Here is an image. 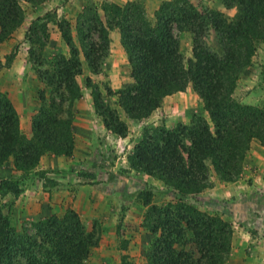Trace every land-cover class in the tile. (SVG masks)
I'll return each mask as SVG.
<instances>
[{
    "label": "trees",
    "instance_id": "16d2710c",
    "mask_svg": "<svg viewBox=\"0 0 264 264\" xmlns=\"http://www.w3.org/2000/svg\"><path fill=\"white\" fill-rule=\"evenodd\" d=\"M22 1L39 4L45 0H0V43L11 38L23 22ZM220 1L225 8H236L231 19L220 10L198 9L182 0H162L152 15L138 0L104 2L101 8L87 4L75 20L76 39L70 22L65 17L57 20L68 55L58 53L51 60L41 55L48 41L50 11L31 21L24 36L43 87L29 138L21 131L13 103L0 91V168L11 158L14 169L21 172L0 177V264H86L99 242L98 232L88 230L72 210L32 220L29 227L18 229L1 198L20 194L22 178L35 169L44 153L71 154V106L82 95L77 82L82 61L90 73L102 72L110 48L109 32L114 28L120 33L131 78L117 90L103 86L104 95L117 97L116 107L106 102L90 76L85 79L93 108L107 130L125 137L129 129L121 111L126 118L148 117L164 96L184 91L188 85L201 99L207 116L194 113L188 123L155 128L133 145L128 156L133 169L161 179L178 195L167 205L147 207L143 225L151 239L145 264L226 263L232 224L201 211L184 197L208 187L212 173L219 180H236L250 142L257 140L264 146V104L243 103L233 96L241 73L264 39V0ZM210 30L216 34L220 51L212 50L206 41ZM180 31L191 34L192 55L186 61L176 33ZM15 54L13 49L4 60L0 57V69L9 66ZM46 173L35 170L37 176L53 182ZM144 201L150 203L149 198Z\"/></svg>",
    "mask_w": 264,
    "mask_h": 264
},
{
    "label": "rangeland",
    "instance_id": "374dc122",
    "mask_svg": "<svg viewBox=\"0 0 264 264\" xmlns=\"http://www.w3.org/2000/svg\"><path fill=\"white\" fill-rule=\"evenodd\" d=\"M74 1L79 4L83 2V0ZM138 1L142 2L148 14L152 15L162 0ZM183 1L198 9L220 10L219 7L222 8L221 6H223L220 0ZM73 2L72 0H60L58 3H61L62 6L58 5L59 10H56L57 7L50 10V15L47 17L48 41L41 52L43 58L51 60L58 53L68 55V49L61 37L57 20L64 18V14L61 18L59 17L62 12L70 13L67 9L72 8ZM104 2L115 1L93 0L83 6L91 4L101 8ZM77 6L80 8L78 11L80 12L83 7ZM220 11L228 19H231L236 12L232 13L226 9ZM100 12H102L101 9ZM77 14L65 17L72 26L71 32L74 39H76L75 20ZM44 15L45 13L37 16ZM25 16L31 18L32 13L29 12ZM36 17H33L31 21ZM13 33L12 39L1 48V52L5 51L7 54L15 49L17 61L12 63L13 65L9 69L3 68L0 71V91L8 94L9 99L16 106L20 115L21 131L24 136L29 138L31 136V119H29L28 113L35 114L40 108L42 101L39 99L38 92L43 85L37 76L33 60L28 56L29 45L25 39V33L18 29ZM176 33L178 34L180 51L186 61L192 55L191 34L188 31ZM206 41L212 50L220 51L213 30H210ZM107 64L111 66V62ZM126 64L128 67L127 60ZM45 66L42 65V68ZM122 66L124 65L122 64ZM126 75L121 76V87L131 81L130 75ZM87 76H90L100 86L104 95L103 86L109 85L108 74L103 70V67L100 74H92L86 63L82 61V73L77 76L82 95L73 101L71 106V112L74 113L73 134L76 132L77 121L75 118L77 116L91 118L92 122L94 121L93 124H90L89 120L86 119L83 122L93 129L94 138L89 135H82L84 140L78 143L79 139L74 134V147L70 155H57L53 152L44 153L43 155L46 156L40 157L35 169L22 178L20 194L15 198L12 194H6L1 200L7 205L12 223L18 229L29 227L30 221L45 216L62 215L69 210L76 212L86 228L88 230L94 228L100 236L98 244L91 249L86 264H145L151 239L148 230L143 225L147 207L149 204L167 205L176 201L178 195H174L175 192L173 193L171 188L161 179L133 169L128 156L132 153L133 145L142 136L149 135L157 127L165 126L164 120L169 118L167 116L169 112L162 113V115L158 114L160 115L157 118L159 122L156 119L149 121L147 117L135 119L134 125L128 126L129 131L125 140L119 139L120 137L115 134L118 139L107 138V133L103 130L102 120L93 108L91 88L85 85ZM233 96L243 103L259 106L264 104V39L258 44L250 64L241 73ZM104 99L112 107H116L117 97L115 95H104ZM186 100L189 104L191 103V109L179 105L178 112H173L174 120L181 118L182 115H187L190 120L194 113L206 116L199 96H192ZM181 101L185 102V99L175 100L172 105H175L174 103L180 104ZM170 105L168 103V106ZM90 111L95 117L90 114ZM120 115L122 119L126 120L122 111ZM99 124H102L103 128ZM127 125L129 124L127 123ZM85 139L93 140V142L88 144ZM12 164L10 158L0 168V177L18 176L21 173L15 170ZM38 166H43V168L37 169ZM40 169L47 170L45 176L52 179L53 182L37 176L35 170ZM263 172L264 146L257 140H252L246 152L241 172L237 177V183L232 184V181L219 180L212 173L208 187L199 193L186 195L184 200L194 204L205 213L220 216L217 211L204 205V197L217 195L222 203L239 200L244 194L257 187L255 177H259L257 180V182L260 181L259 188L264 191ZM37 179H41L43 188L36 181ZM145 198H149L150 203L146 204ZM241 226L242 228H238L241 229V233L233 236L232 255L229 254L230 260L225 264H264V237L251 229H247L246 226ZM234 244H237V249L243 244L242 250L239 252L233 250L232 252Z\"/></svg>",
    "mask_w": 264,
    "mask_h": 264
},
{
    "label": "crops",
    "instance_id": "0c3cea01",
    "mask_svg": "<svg viewBox=\"0 0 264 264\" xmlns=\"http://www.w3.org/2000/svg\"><path fill=\"white\" fill-rule=\"evenodd\" d=\"M59 1L60 0H45L39 4H32V3H28L26 1H22L21 2L22 7L24 8V10H26L25 14H28L30 12V14L32 13V17L30 18L29 16L28 17L25 16L26 19L24 18L23 22L21 23V25L17 29L22 31L23 33H25V31H26L27 27L29 26V24L31 23V19L33 17H36L37 15H42V14L50 11L53 7H55V8L57 7L56 10L58 11L59 8L62 6L61 3H58ZM73 1L74 0H72V2ZM90 1H93V0H83V2L81 4L74 1L72 6H71L72 8H70V9L66 8L67 10H69L70 13L66 14L65 12H62L59 17L61 18L62 14H64V17L75 16V14H77V12L80 10L79 6H77V5H81V7H83L84 4H86ZM114 1L118 4H122L123 2L129 1V0H114ZM58 5H60L59 8H58ZM221 7L223 9L220 7H219V9L222 11H224V9H226L228 11H232V13H234L236 11L235 8H225L224 6H221ZM66 9H65V11H67ZM62 10H63V8H62ZM99 12H100V9H99ZM13 35H14V33H13ZM11 39L12 38H9L8 40L0 43V57L2 59L8 53L6 54L5 51L1 52V48L5 44L9 43V40H11ZM109 39H110V44H109L110 49H109V53H108L107 57L103 61L102 67H103V70L108 74L109 86L113 90H117V89L121 88V85H122L121 76H124L126 74H128V76L130 75V67H129V64L127 67V64H126V60H127L126 53H125L124 48L120 42L119 31L117 29L110 30ZM16 57H17V53L15 54L11 64L7 67H4V68L9 69V67L13 65L12 63H15L17 61ZM110 62H111V66H109L107 64ZM122 64L124 66H122ZM2 69H0V71ZM3 93H5V92H3ZM6 95L8 96V94H6ZM192 96L196 97L198 95L195 93V91L193 90L191 85H188L184 91H177V92H174V93H171L169 95L164 96L162 98L161 105L159 107H157L156 109H154L151 112V114L147 117V119L149 121L156 119V121L159 122L157 118L160 115H158V114L162 115V113L169 112L167 114V116L169 118L164 120V125L166 127L171 128L177 122L188 123L189 119L187 118L188 117L187 115H185V116L182 115V116H180L181 118L174 120L175 117L173 115L174 114L173 112L174 111L178 112L179 105L186 107V109H191L192 105H191V103L189 104V102H188V100H186V98H192ZM182 98L185 99V102L181 101L180 104L174 103L175 105H172L173 101L178 100V99H182ZM168 103L171 105L168 106ZM13 105H14V103H13ZM14 107L16 108L15 105H14ZM16 110H17V108H16ZM194 111L197 112L196 110H194ZM17 112H18V110H17ZM28 114H29L28 115L29 119H31L33 113H28ZM90 114L93 115V117H95V115L93 114L92 111H90ZM18 115H19V112H18ZM75 119L77 121V124L75 126L76 132L74 134L79 139L78 143H81V140H84V137L82 135H87V136L89 135L90 137L94 138L95 134L93 133V129L86 126V124L83 122L84 119L89 120L90 124H93L94 121L92 122L91 118H80L78 116ZM93 119H95V118H93ZM19 120H20V115H19ZM125 121H127L126 123L129 124L128 125L129 127L134 125L133 123L136 122L135 119H132V118H126ZM160 122H162V120H160ZM99 125H100V127H102L101 126L102 124H99ZM103 130L106 131L107 138L110 137L112 139H118L117 136L114 135V133L108 131L105 127L103 128ZM108 132H110V133H108ZM77 138H76V143H77ZM125 138L126 137H120L119 139L125 140ZM85 141L88 144L90 142H93V140H88V139H85ZM45 156L46 155H42V158ZM42 161H43V159H42ZM39 168H43V166H40V167L38 166L37 169H39ZM258 169L260 170V167H258ZM263 174H264V172H263ZM258 179H259V177H255V182L257 183V187L254 190H250L247 194H244L239 200L222 203L219 200V198H217V195H211V196L204 197V202L202 201L204 203V205L209 207V209H211V210L214 209L215 211H217L218 214H220V216L223 219H226L227 221H229L232 224V227L234 229L233 236L237 235L238 233H241L240 232L241 229L239 230L238 228H242L241 225H243L244 227L246 226L247 229H251L254 232H257L262 237H264V191L259 188L260 186L258 184L260 183V181L257 182ZM36 181L43 188V182L41 181V179H37ZM231 183L232 184L237 183V179L232 181ZM242 247H243V244L241 247H239L237 249V244H234V248H232V252H233V250L239 252L242 250ZM230 255H232L231 251H230ZM229 260H230V256L226 262H229Z\"/></svg>",
    "mask_w": 264,
    "mask_h": 264
}]
</instances>
